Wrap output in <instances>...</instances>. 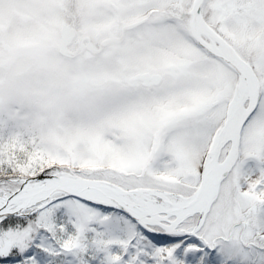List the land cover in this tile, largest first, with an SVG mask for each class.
I'll list each match as a JSON object with an SVG mask.
<instances>
[{
	"label": "snow or ice",
	"instance_id": "1",
	"mask_svg": "<svg viewBox=\"0 0 264 264\" xmlns=\"http://www.w3.org/2000/svg\"><path fill=\"white\" fill-rule=\"evenodd\" d=\"M0 264H264V0H0Z\"/></svg>",
	"mask_w": 264,
	"mask_h": 264
}]
</instances>
